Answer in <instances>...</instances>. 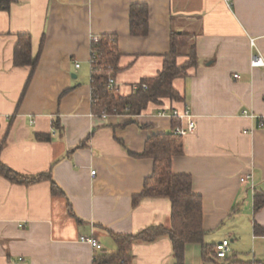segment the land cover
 Returning <instances> with one entry per match:
<instances>
[{
  "label": "crops",
  "instance_id": "0c3cea01",
  "mask_svg": "<svg viewBox=\"0 0 264 264\" xmlns=\"http://www.w3.org/2000/svg\"><path fill=\"white\" fill-rule=\"evenodd\" d=\"M135 3L148 7L145 36L130 33ZM172 30L191 34L199 59L188 76L173 81L184 99L150 103L133 116L92 115L91 40L117 36L120 70L114 78L117 93L127 96L162 69ZM20 33L31 36L34 58L42 37L44 43L18 105L30 71L13 64ZM254 56L264 62V0H15L1 9L0 160L26 176L51 172L64 195L53 196L49 181L22 185L0 175V264H93L94 255L116 251L111 234L170 227L167 198L132 205L153 160L130 153L168 132L169 112L185 107L196 130L183 137L172 170L190 175L193 193L202 198L204 243L215 251L227 239L229 251L225 258L209 252L203 259L201 244H187L184 264L264 263V234L254 232L255 223L264 229V207L253 206V197L264 193V127L258 125L264 65L252 66ZM130 264H175L171 241L166 235L135 241Z\"/></svg>",
  "mask_w": 264,
  "mask_h": 264
},
{
  "label": "trees",
  "instance_id": "16d2710c",
  "mask_svg": "<svg viewBox=\"0 0 264 264\" xmlns=\"http://www.w3.org/2000/svg\"><path fill=\"white\" fill-rule=\"evenodd\" d=\"M15 0H0V10H8ZM148 7L145 4L135 3L129 9L130 33L133 36H145L149 29ZM44 37L39 45L42 50ZM91 78V113L95 116L127 114L137 115L143 112L150 103L160 105L164 99L182 101L181 94L173 86V81L179 77L188 76V71L196 68L199 59L195 52V42L191 34L186 32H170V49L163 56L162 69L157 75L141 79L132 93L121 96L117 89H110L108 78L115 77L119 68L120 54L116 35L102 34L90 42ZM38 55H32V40L27 33H20L13 49V64L15 66H29L30 71L21 93L18 105L34 75ZM184 58L180 63L179 58ZM132 122L129 120L121 127ZM57 123L55 122V126ZM180 120L171 117V128L168 132L150 136L144 143L141 153H130L139 158L153 160L152 172L145 178L142 191L132 196V205L135 206L142 198L163 197L170 201V227L164 225L150 226L137 234H111L116 243V251L110 254L93 256V264H130V250L137 240L152 241L166 235L171 241L175 264H184V252L187 244L202 245V257L206 259L209 252L215 256L212 247L204 243L203 229V201L200 195L192 191V179L188 174H176L172 170L173 158L183 154V137L173 130L180 126ZM41 140L45 135H37ZM0 175L11 182L29 185L40 181H49L53 196H63L64 192L53 180L51 172H42L34 176H26L6 166L0 160ZM70 215L80 221L75 215L70 203L67 204ZM254 211L264 207V193H257L253 197ZM256 234H264V229L254 224Z\"/></svg>",
  "mask_w": 264,
  "mask_h": 264
},
{
  "label": "built area",
  "instance_id": "2783aa9c",
  "mask_svg": "<svg viewBox=\"0 0 264 264\" xmlns=\"http://www.w3.org/2000/svg\"><path fill=\"white\" fill-rule=\"evenodd\" d=\"M225 2H229V0H225ZM97 38H95L96 40ZM253 43V42H252ZM90 62H93V59H90ZM251 65L252 66H263L264 62L263 60L258 57V56H254L252 61H251ZM75 67H79V64L76 63ZM235 77H237V75H235ZM108 86L110 89H116L117 88V84L115 82V78L114 77H109L108 78ZM244 114H248L247 111L243 112ZM165 114V113H162ZM169 115L171 117H176L180 120V122L182 123L180 126L176 127L173 132L175 134H178L182 137L186 136V135H190L193 134L196 130V122L194 119V115L191 112L189 107H185L183 110L178 111V110H172L169 112ZM249 115V114H248ZM102 116H106V115H102ZM258 125L260 127H264V118H260ZM92 173L94 174V171H92ZM248 176L241 178V180L247 179ZM80 240L82 242H87L89 243L92 247H96L98 246V243L96 241V239L92 238V237H84L81 236ZM228 244L229 241L227 239L222 240L220 243H217L215 245V256L217 258H225L227 255V252L229 251L228 249ZM253 264H264L262 262H254Z\"/></svg>",
  "mask_w": 264,
  "mask_h": 264
},
{
  "label": "rangeland",
  "instance_id": "374dc122",
  "mask_svg": "<svg viewBox=\"0 0 264 264\" xmlns=\"http://www.w3.org/2000/svg\"><path fill=\"white\" fill-rule=\"evenodd\" d=\"M248 239H246V243H247Z\"/></svg>",
  "mask_w": 264,
  "mask_h": 264
}]
</instances>
